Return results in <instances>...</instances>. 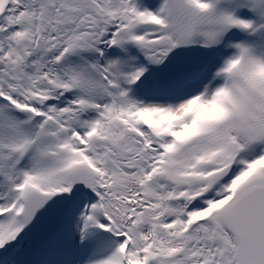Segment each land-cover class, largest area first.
<instances>
[{
    "label": "snow or ice",
    "instance_id": "6c2138e0",
    "mask_svg": "<svg viewBox=\"0 0 264 264\" xmlns=\"http://www.w3.org/2000/svg\"><path fill=\"white\" fill-rule=\"evenodd\" d=\"M0 264H264V0H0Z\"/></svg>",
    "mask_w": 264,
    "mask_h": 264
}]
</instances>
